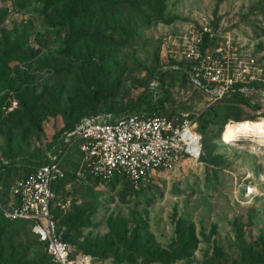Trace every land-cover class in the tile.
<instances>
[{"label": "rangeland", "instance_id": "1", "mask_svg": "<svg viewBox=\"0 0 264 264\" xmlns=\"http://www.w3.org/2000/svg\"><path fill=\"white\" fill-rule=\"evenodd\" d=\"M215 66L221 82L207 75ZM143 93L165 115L192 119L199 158L138 187L72 171L54 209L72 254L92 264L263 256L264 138L226 143L221 134L238 117L264 118V0H0V264H55L26 224L5 217L24 174L17 164L82 117L137 109ZM142 250L171 257L148 260Z\"/></svg>", "mask_w": 264, "mask_h": 264}, {"label": "built area", "instance_id": "2", "mask_svg": "<svg viewBox=\"0 0 264 264\" xmlns=\"http://www.w3.org/2000/svg\"><path fill=\"white\" fill-rule=\"evenodd\" d=\"M222 74L218 66L207 71L212 82H221ZM197 83L209 91L208 85ZM201 146V135L186 115L179 119L149 113L143 107L119 115L86 116L74 128L64 131L41 154L33 170L18 180L13 187L16 206L5 216L28 221L55 264H92L89 254H72L58 233L53 215L55 185L67 173L65 164H78V170L84 169L103 181L126 178L138 187L155 172L185 157L198 159Z\"/></svg>", "mask_w": 264, "mask_h": 264}, {"label": "trees", "instance_id": "3", "mask_svg": "<svg viewBox=\"0 0 264 264\" xmlns=\"http://www.w3.org/2000/svg\"><path fill=\"white\" fill-rule=\"evenodd\" d=\"M37 2H39V3H41L42 5H43V7L44 8H48V7H52V6H54L56 3H57V0H36ZM208 44V35L207 34H204L203 35V42L201 43V45H200V50H201V52L202 53H204V50H205V48L208 46L207 45ZM93 94H94V92H93ZM146 95L148 96V94H146V93H143V95H141V96H139L138 97V99H137V101H136V103H135V105L133 106V108H137V109H135V110H138V109H140V108H143V107H145L148 111H149V113H153V112H156V113H160V114H163V115H165V113H163L162 112V105H161V107L160 106H156L155 104H149V103H147V98H146ZM135 110H133V111H135ZM124 113H126V112H124ZM88 116H90V115H88ZM86 117V116H85ZM82 118H84V117H82ZM82 118H80V119H78L75 123H73L71 126H69L66 130H70V129H72V128H74L75 127V125L77 124V123H79L80 121H81V119ZM257 119H264L263 117L262 118H257ZM257 119H255V118H240V117H238V118H236L235 119V122H231L232 124H238V123H241V122H244V121H248V120H257ZM237 120V121H236ZM227 122V121H226ZM225 122V123H226ZM227 124H229V123H227ZM65 130V131H66ZM223 131V130H222ZM221 136H222V134H221ZM201 145H202V137H201ZM201 150H202V146H201ZM37 162H39V158H36V157H33L32 159H30L29 161H26L25 162V164H17L18 166H20V165H22L23 167L22 168H24V174H23V176L22 177H24V176H26L28 173H30L32 170H33V166L35 165V164H37ZM65 166H66V170H67V173L64 175V177L63 178H61V179H59L58 181H57V183H56V185H55V194H56V197H55V203H56V200H57V191H58V189H59V186L60 185H62L63 183H67V180L70 178V173L73 171V173L78 169V164H75V163H73V162H71V161H68L66 164H65ZM72 173V174H73ZM21 177V178H22ZM99 179V178H98ZM101 180V179H100ZM106 182H124V183H127L128 185H130V186H134L133 184H132V182L131 181H129L128 179H126V178H114V179H111L110 181H106ZM142 182H144V181H142ZM141 182V183H142ZM55 203H54V207H53V215H54V218H55V214H54V209H55ZM6 217V216H5ZM7 218V217H6ZM56 219V218H55ZM13 221H20V222H22V223H24V224H26L27 226H28V228H29V230H30V232H31V234L36 238V240L41 244V246L44 248V250H45V244L44 243H42V242H40L38 239H37V237L33 234V232L31 231V228H30V223L28 222V221H26V220H13ZM64 240V239H63ZM3 249H4V247H0V253H2L3 252ZM45 252H46V250H45ZM47 253V252H46ZM48 254V253H47ZM141 254L143 255V256H145L148 260H160V261H162L164 258H170L171 257V255L169 254V253H167V252H151V253H149V252H147V251H144V250H142L141 251ZM49 256V255H48ZM175 256V255H174ZM176 256H178L179 257V255H176ZM50 257V256H49ZM54 263V262H53ZM264 264V254H263V256L261 257V258H259L257 261H255V262H253L252 264Z\"/></svg>", "mask_w": 264, "mask_h": 264}, {"label": "bare ground", "instance_id": "4", "mask_svg": "<svg viewBox=\"0 0 264 264\" xmlns=\"http://www.w3.org/2000/svg\"><path fill=\"white\" fill-rule=\"evenodd\" d=\"M253 134L256 137L264 138V119L248 120L238 124H227L222 131L223 142H231L236 138Z\"/></svg>", "mask_w": 264, "mask_h": 264}, {"label": "water", "instance_id": "5", "mask_svg": "<svg viewBox=\"0 0 264 264\" xmlns=\"http://www.w3.org/2000/svg\"><path fill=\"white\" fill-rule=\"evenodd\" d=\"M2 167L5 166V165H1Z\"/></svg>", "mask_w": 264, "mask_h": 264}]
</instances>
